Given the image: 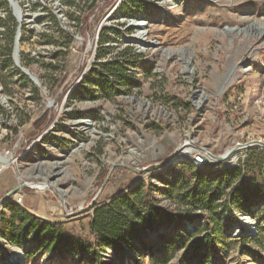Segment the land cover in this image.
<instances>
[{
    "label": "rangeland",
    "instance_id": "1",
    "mask_svg": "<svg viewBox=\"0 0 264 264\" xmlns=\"http://www.w3.org/2000/svg\"><path fill=\"white\" fill-rule=\"evenodd\" d=\"M12 1L0 0V152L9 150L17 161L2 171V183L17 187L23 178L36 187L51 186L57 164L63 169L58 188L68 192L63 201L53 189L22 190V205L17 207L31 217L91 245L93 209L138 179L145 188L158 189L152 192L154 205L183 215L163 191L171 183L172 170L187 158L158 171L186 138L214 156L237 144L264 143V34L251 27L264 22V0ZM18 27L17 63L13 41ZM101 37L111 41L102 44ZM132 37L137 39L134 44L129 42ZM175 49L190 52L188 64L180 53H162ZM21 69L36 77L41 89ZM48 101L53 102L50 121L34 130L32 123ZM81 119L91 125L87 132L72 125ZM88 131L99 135L90 142ZM78 142L90 144L70 153ZM235 156L236 163L229 165L233 168L221 164L194 172L219 174L241 167L247 179L260 184L264 150ZM112 164L146 170L114 168L105 183ZM31 192L44 196V209L26 205L22 194ZM221 203L214 211L216 223L211 214L196 210L179 227L149 234L144 242L151 255L135 244L137 251L124 255L123 263L118 258L123 252L108 249L112 255L101 253L106 259L90 250L63 261L52 257L50 263L46 258L51 254L25 258L23 264H156L161 258L167 264H186L187 248L205 238L200 252L207 255V264H264V204L241 212L254 220V233L233 238L239 220ZM53 208L59 209L61 223L35 216H54ZM40 211L45 212L36 213ZM0 243L2 253L12 246L2 239Z\"/></svg>",
    "mask_w": 264,
    "mask_h": 264
},
{
    "label": "trees",
    "instance_id": "2",
    "mask_svg": "<svg viewBox=\"0 0 264 264\" xmlns=\"http://www.w3.org/2000/svg\"><path fill=\"white\" fill-rule=\"evenodd\" d=\"M10 27L15 29L14 25ZM109 41L111 39L101 37L102 44ZM11 43L12 41L9 44ZM118 80L120 84L126 82L124 78L119 77ZM104 81L105 79L98 84L103 85ZM47 119L48 112H44L32 123L34 130H38ZM262 167L260 184L254 178L247 179L241 167L219 174H209L204 170L196 173L194 167L185 163L174 168L171 172V183L167 184L163 192L180 210L182 209L183 215L154 205L152 192L158 189L153 186L145 188L140 183L126 194L94 211L90 231L95 242L91 245L81 238L64 233L57 225L41 222L16 205L7 203L0 212V239L16 247L30 240L36 246L30 247L25 253V258L29 260L32 257L41 258L51 254L48 263L52 257L63 261L67 255L90 250L99 253V256L108 249L121 252L127 249L134 253L137 251L135 244L140 245L142 253L151 255V247L144 239L149 234L161 232L163 228L179 227L183 219L196 210L211 214L212 222L216 223L214 211L219 201L227 213H241L264 201V163ZM206 240L205 238L190 244L183 255L186 264L208 263L207 255L200 252L205 248ZM1 246H4V243H0V261L3 258ZM33 248L34 253H31ZM167 263L162 258L156 260V264Z\"/></svg>",
    "mask_w": 264,
    "mask_h": 264
},
{
    "label": "bare ground",
    "instance_id": "3",
    "mask_svg": "<svg viewBox=\"0 0 264 264\" xmlns=\"http://www.w3.org/2000/svg\"><path fill=\"white\" fill-rule=\"evenodd\" d=\"M7 1L10 2V3L13 2L12 0H7ZM251 27H253V30H254L255 33L264 34V22L263 23L262 22H254L251 25ZM239 31L240 30H238V32ZM136 40L137 39L135 37H132V38L129 39V42L134 44V43H136ZM153 46L156 47V46H159V44L158 43H154ZM18 49H19V40H18V45L15 46L14 52H13V56H14L15 61L17 60ZM162 53L165 54L168 57H172V56L176 55L177 53H180L181 55H183V58L186 60V64L189 63V60H190L189 58L191 56L190 52H188L187 50H182V49L163 50ZM202 100H203V96L200 95L197 98V100L195 101L196 106L199 107L201 105V103H202ZM72 125L73 126H77L78 124L73 122ZM90 126L91 125H89V124H84V126L82 127V130H85L87 132V130L90 129ZM89 133L91 135L90 142L92 141V139H94L95 137H97L99 135V134H97V133H95L93 131H91ZM90 142L86 143V144H82V143L78 142V146L75 149L71 150L70 153L80 152L82 149L87 148L89 146ZM131 153L132 154H136L133 150H131ZM184 154H185V150H183L181 155L175 156V157L169 159L165 165H167L169 167L171 165L179 163L180 161H182V159L184 157ZM7 161H8V163L15 162L11 158H9ZM236 161H237V157L235 156V154L230 156L229 159L227 160V162H230V163H228V165H234L236 163ZM55 167L57 169V173L54 175L55 177H54V181L52 182V185L51 186L50 185H44V186H41V187H36V184H35V187H36L37 190H45V189L58 190L61 193V196L66 200L67 197H68V192L64 191L62 189H59L58 185H57L58 180H59L57 177L60 175V173L63 171V169L61 167H59L57 164H56ZM53 212L55 213V215L54 216H50V217H46V216H44L42 214H36V216H38L43 221L51 220L53 222L61 223L63 221V217L60 215L59 209L58 208H53ZM237 218H238L239 221L234 226V229H233L234 233L247 234V235H250V234L254 233V230H255V228H254L255 227L254 220H252L249 216H247L245 214H241ZM20 251H21L20 248L15 247V246H10V248L6 251V257H5V259L7 260L6 264H17L18 262H21V264H23L25 260L21 257Z\"/></svg>",
    "mask_w": 264,
    "mask_h": 264
},
{
    "label": "water",
    "instance_id": "4",
    "mask_svg": "<svg viewBox=\"0 0 264 264\" xmlns=\"http://www.w3.org/2000/svg\"><path fill=\"white\" fill-rule=\"evenodd\" d=\"M20 38V27L17 28V31H16V34L14 36V41H13V52H14V48L15 46L18 45V40ZM17 57H18V52H17ZM22 73L25 74L26 76L28 77H34L33 75H30L28 70L26 69H21ZM252 149H260V150H264V143L261 142V141H252V142H249V143H246V144H237L236 146L230 148L225 154H223L222 156H214L212 155L210 152H208V156L209 158L208 159H205L204 163L206 166H216V165H224V168L223 169H227V168H233L231 166L228 165V163L230 162H227V160L229 159L230 156L234 155V154H237L238 152H242V151H248V150H252ZM168 160L165 161V164L167 163ZM164 164V165H165ZM114 168H122V169H127V170H130V171H135V172H141L140 170L138 169H135V168H132L130 166H126V165H120V164H114L111 166V169L106 177V180H105V183L107 182L112 170ZM141 183V179H138L126 192L124 193H120V194H117L116 196L112 197L107 203H109L110 201H112L113 199L119 197V196H122L124 194H126L130 189H132L133 187H135L136 185L140 184ZM104 186V185H103ZM103 188V187H102ZM22 190H36V187H35V183L32 181V182H24V183H21L20 185H18L17 187H15L14 189H12L11 191H9L5 196H3L1 199H0V212L2 210V208L7 204V203H11L12 204V198L19 194ZM53 191H55L57 193V195L59 196V198L61 200L62 199V196H61V193L58 191V190H55L53 189ZM102 191V189H101ZM103 206V205H101ZM101 206H97L93 209V212L101 207ZM234 214L238 217L239 215H241V213H238V212H234ZM33 245V242L32 241H27L26 243H24L21 248H20V253H21V257L25 260V255H24V251L28 250L31 246ZM16 247V246H15ZM6 251L7 250H4L3 251V256L6 257ZM108 255H112L113 253L111 251H107ZM124 255L130 257V255H134L133 252H130L129 250L127 249H124V252L122 255L118 256V258H120L121 262L123 263V261L125 260V257ZM100 257L102 259H106L108 258L107 255H100ZM49 258V256L46 258V260ZM70 259H75L77 261H80L81 258H78V257H70ZM7 260L4 259L3 261H0V264H6ZM17 264H21V262H18Z\"/></svg>",
    "mask_w": 264,
    "mask_h": 264
},
{
    "label": "built area",
    "instance_id": "5",
    "mask_svg": "<svg viewBox=\"0 0 264 264\" xmlns=\"http://www.w3.org/2000/svg\"><path fill=\"white\" fill-rule=\"evenodd\" d=\"M14 61H15V59H14ZM16 61H17V63L19 62V55H18ZM28 78L35 86H37L38 88L41 89V86H40L38 79L36 77H28ZM52 105H53V102L48 101V103L46 105V109H43V111L41 113V115H42L44 112H48V121H50V118H51ZM74 123L78 124L76 127H78L80 131H82V127L84 126V124H88L86 119H81V120L75 121ZM40 140H41V137L37 141L33 142V144L38 143ZM183 150H185L184 157L187 158V162H185V163H187L188 165H190L196 169H203L206 166L204 161H205V159L209 158V156H208L209 151L207 149H205L203 147L196 146L194 140L186 138L183 141V143L180 145L179 152L177 154H175V156L181 155ZM9 158H11L15 162L8 163L7 160ZM16 161L17 160H15L13 158V156L9 150H6L3 153L0 152V174L2 173L3 170L8 169L11 165L16 163ZM178 164L179 163H176V164L171 165L169 167L167 165H164L158 172L168 170L169 168H173L175 165L177 166ZM112 165H114V164H112ZM120 165H122V164H120ZM158 166H159V164L154 165V167H158ZM144 170H146V169H143L142 171H144ZM153 174H155V173H153ZM20 181L22 183L26 182V181H23V178H20ZM141 182H142V179H141ZM38 184H40V183H38ZM12 204L20 207L22 205V196L19 194L15 195L12 198ZM103 205H105V204H103ZM99 206H101V205H99ZM231 235L233 238H239V237L243 236V234L234 233L233 231L231 232Z\"/></svg>",
    "mask_w": 264,
    "mask_h": 264
},
{
    "label": "crops",
    "instance_id": "6",
    "mask_svg": "<svg viewBox=\"0 0 264 264\" xmlns=\"http://www.w3.org/2000/svg\"><path fill=\"white\" fill-rule=\"evenodd\" d=\"M2 188H4L5 193L3 196H5L9 191L14 189L15 187H11V185L9 187H7V184L5 185V183H2V173H1L0 174V199L3 197L2 196ZM22 195H23V200L28 207H30L32 209H39V210L44 209L46 207L47 202L44 200V196H42L38 192H31V194H29V195L28 194L26 195L25 193H23ZM260 204H264V201H262ZM43 212H45V211H40L38 213H43ZM36 217H38V216H36Z\"/></svg>",
    "mask_w": 264,
    "mask_h": 264
}]
</instances>
